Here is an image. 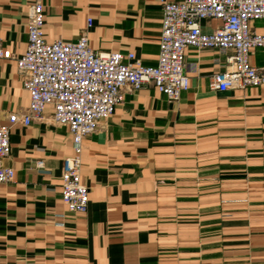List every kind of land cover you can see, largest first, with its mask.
I'll list each match as a JSON object with an SVG mask.
<instances>
[{"label":"crops","instance_id":"obj_1","mask_svg":"<svg viewBox=\"0 0 264 264\" xmlns=\"http://www.w3.org/2000/svg\"><path fill=\"white\" fill-rule=\"evenodd\" d=\"M34 1L0 0V48L13 54L0 58V124L29 106L15 58L26 50ZM41 1L48 41L86 34L96 52L156 63L160 0ZM219 24L201 21L207 33ZM251 25L264 32V20ZM216 58L224 61L212 48L185 49L189 88L175 102L152 84L125 90L83 139V213L61 200L62 160L74 151L53 106L12 125L10 154L0 159L14 170L0 182V264H264V84L210 90ZM249 63L264 67V48Z\"/></svg>","mask_w":264,"mask_h":264},{"label":"built area","instance_id":"obj_2","mask_svg":"<svg viewBox=\"0 0 264 264\" xmlns=\"http://www.w3.org/2000/svg\"><path fill=\"white\" fill-rule=\"evenodd\" d=\"M161 33L157 60L144 65L133 51L96 52L86 34L76 40L48 41L43 33L44 9L35 0L27 12V46L15 58L22 85L29 93L27 112L11 114L0 124V159L9 156L10 128L41 119L47 104L53 106L52 121L67 127L74 155L62 160L60 196L67 210L83 213L89 202V187L80 177L83 139L101 120L114 113L125 90L135 91L152 84L170 102L189 88L185 49L212 48L224 55L215 61L218 69L209 78L216 92L239 90L264 84V67H254L249 57L254 48H264V32L252 29V22L264 20V0H160ZM214 18L220 24L211 32L201 21ZM92 20L87 19V26ZM9 49L0 48V58L9 59ZM42 168V161L36 162ZM11 167H0V182L13 179Z\"/></svg>","mask_w":264,"mask_h":264}]
</instances>
